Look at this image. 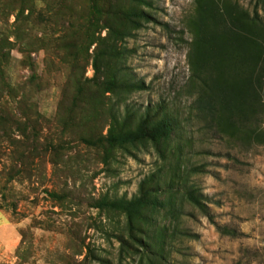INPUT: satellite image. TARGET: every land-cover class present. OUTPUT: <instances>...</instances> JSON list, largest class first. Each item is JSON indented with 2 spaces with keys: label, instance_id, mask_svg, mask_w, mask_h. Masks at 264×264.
Listing matches in <instances>:
<instances>
[{
  "label": "rangeland",
  "instance_id": "1",
  "mask_svg": "<svg viewBox=\"0 0 264 264\" xmlns=\"http://www.w3.org/2000/svg\"><path fill=\"white\" fill-rule=\"evenodd\" d=\"M214 1L224 19L225 1L264 19V0ZM194 8L0 0V264H264V143L195 118ZM163 112L175 122L168 138L107 140ZM143 193L163 207L127 215L101 203Z\"/></svg>",
  "mask_w": 264,
  "mask_h": 264
},
{
  "label": "trees",
  "instance_id": "2",
  "mask_svg": "<svg viewBox=\"0 0 264 264\" xmlns=\"http://www.w3.org/2000/svg\"><path fill=\"white\" fill-rule=\"evenodd\" d=\"M224 9L225 19L218 14L214 0H195L187 50L189 81L194 88L192 110L202 127L213 133L245 145L263 144L264 129L259 130L257 126L264 121L261 105L264 87L260 84L264 72L258 66L264 55V19L256 15L249 17L237 4L228 7L226 1ZM240 32L252 41L241 42L238 39ZM2 46L0 43V57L4 55ZM1 85L0 71V101L3 96ZM174 128L175 122L163 112L153 126L148 128L140 122L131 130L109 134L107 140L123 144L145 137L166 139ZM149 191L155 192L154 189ZM184 195L193 205L203 208L199 195L191 189L186 188ZM101 203L127 215L136 214L147 206L163 207L155 196L148 197L145 193L127 200ZM217 230L231 233L223 226H217Z\"/></svg>",
  "mask_w": 264,
  "mask_h": 264
}]
</instances>
